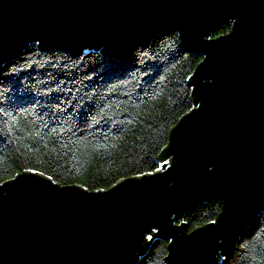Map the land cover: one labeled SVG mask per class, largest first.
<instances>
[{"label": "water", "instance_id": "water-1", "mask_svg": "<svg viewBox=\"0 0 264 264\" xmlns=\"http://www.w3.org/2000/svg\"><path fill=\"white\" fill-rule=\"evenodd\" d=\"M167 32L202 61L159 169L105 191L29 170L0 184V264H137L157 240L167 264L232 258L264 212V0H0V68L32 44L122 61ZM213 200L214 223L189 232Z\"/></svg>", "mask_w": 264, "mask_h": 264}, {"label": "trees", "instance_id": "trees-1", "mask_svg": "<svg viewBox=\"0 0 264 264\" xmlns=\"http://www.w3.org/2000/svg\"><path fill=\"white\" fill-rule=\"evenodd\" d=\"M230 31L222 25L214 37ZM201 61L171 32L122 61L32 44L0 68V184L29 170L94 192L155 172L169 131L193 108L188 80ZM221 210L215 200L197 206L188 231ZM167 248L155 241L137 264H167ZM219 264H264V212Z\"/></svg>", "mask_w": 264, "mask_h": 264}, {"label": "snow or ice", "instance_id": "snow-or-ice-1", "mask_svg": "<svg viewBox=\"0 0 264 264\" xmlns=\"http://www.w3.org/2000/svg\"><path fill=\"white\" fill-rule=\"evenodd\" d=\"M213 223H214V221H213ZM149 239H152V237H149Z\"/></svg>", "mask_w": 264, "mask_h": 264}]
</instances>
